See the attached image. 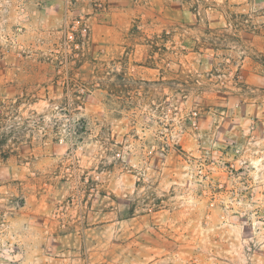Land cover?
Returning a JSON list of instances; mask_svg holds the SVG:
<instances>
[{
    "label": "rangeland",
    "instance_id": "rangeland-1",
    "mask_svg": "<svg viewBox=\"0 0 264 264\" xmlns=\"http://www.w3.org/2000/svg\"><path fill=\"white\" fill-rule=\"evenodd\" d=\"M0 264H264V0H0Z\"/></svg>",
    "mask_w": 264,
    "mask_h": 264
},
{
    "label": "built area",
    "instance_id": "built-area-1",
    "mask_svg": "<svg viewBox=\"0 0 264 264\" xmlns=\"http://www.w3.org/2000/svg\"><path fill=\"white\" fill-rule=\"evenodd\" d=\"M68 37L72 39V38H73V34L70 33V34L68 35Z\"/></svg>",
    "mask_w": 264,
    "mask_h": 264
}]
</instances>
